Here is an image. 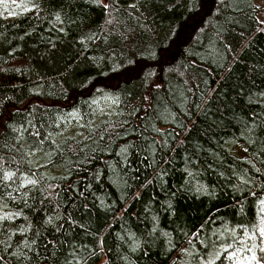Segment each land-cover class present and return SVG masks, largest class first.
I'll return each instance as SVG.
<instances>
[{"label": "trees", "instance_id": "1", "mask_svg": "<svg viewBox=\"0 0 264 264\" xmlns=\"http://www.w3.org/2000/svg\"><path fill=\"white\" fill-rule=\"evenodd\" d=\"M261 11L0 0V264H264Z\"/></svg>", "mask_w": 264, "mask_h": 264}, {"label": "rangeland", "instance_id": "2", "mask_svg": "<svg viewBox=\"0 0 264 264\" xmlns=\"http://www.w3.org/2000/svg\"><path fill=\"white\" fill-rule=\"evenodd\" d=\"M257 3L260 5L261 7V14L259 15V19L261 20V22L264 23V0H257ZM240 264V262H239Z\"/></svg>", "mask_w": 264, "mask_h": 264}, {"label": "bare ground", "instance_id": "3", "mask_svg": "<svg viewBox=\"0 0 264 264\" xmlns=\"http://www.w3.org/2000/svg\"><path fill=\"white\" fill-rule=\"evenodd\" d=\"M120 193V192H119Z\"/></svg>", "mask_w": 264, "mask_h": 264}]
</instances>
